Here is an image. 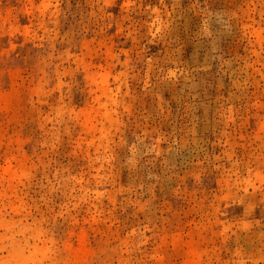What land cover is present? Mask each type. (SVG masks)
<instances>
[{"label": "rangeland", "instance_id": "rangeland-1", "mask_svg": "<svg viewBox=\"0 0 264 264\" xmlns=\"http://www.w3.org/2000/svg\"><path fill=\"white\" fill-rule=\"evenodd\" d=\"M0 264H264V0H0Z\"/></svg>", "mask_w": 264, "mask_h": 264}]
</instances>
